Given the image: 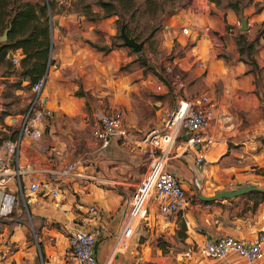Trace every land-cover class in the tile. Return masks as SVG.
Here are the masks:
<instances>
[{
    "label": "crops",
    "instance_id": "1",
    "mask_svg": "<svg viewBox=\"0 0 264 264\" xmlns=\"http://www.w3.org/2000/svg\"><path fill=\"white\" fill-rule=\"evenodd\" d=\"M256 4L260 6V9L256 8ZM62 11L61 7L52 10L50 16L52 33L50 57L55 61L48 67V80L43 92L47 97L46 105L52 109V116L46 119L52 122L56 121L62 111L71 114L77 111L78 107L75 102L78 105L84 104L82 97L73 95L69 91L68 88L71 85L69 80L76 76L78 70H85L86 60L90 68L98 67L97 53L84 41L85 38L95 40L96 33L88 27L87 22L79 28V23H75L72 15ZM203 12L199 11L191 16L188 35L181 32L183 39L186 36L187 40L190 37L192 41H189L187 45L183 44L182 50H176L174 53L179 67L185 74L189 93H208L216 104L214 120L209 130L214 141L204 150L202 162L196 163L194 156L199 146H196L195 150L185 151L182 141L178 140L167 161L166 168L182 182L186 193L192 189L196 192L195 194L202 191L207 195H212L217 191L233 190L245 186L264 189V33L254 53L260 70L253 71L249 63L237 59L238 53L234 46L233 36L238 29L239 17L237 18L235 12L231 9H216L211 14ZM242 12L246 18L247 36L251 39L257 29L264 26V0H253L242 8ZM82 22L85 21L82 20ZM75 26L77 31H75ZM106 27L110 28L108 22ZM198 28L203 29L202 35L196 31ZM61 29L64 30L61 31ZM182 42L185 43L184 40ZM219 49L231 55L228 61L223 56L216 55ZM20 52V49L11 50L7 58L11 60L13 56H16L21 59ZM197 60L202 61V67L196 65ZM8 70L4 62H0V87L4 85L3 82L14 80H21V87L26 85L27 78L22 79L17 71ZM153 76L151 80L155 84L160 81V76L159 78L156 75ZM256 77H261L262 81H256ZM111 80L108 84L112 86L110 90L114 93L112 104L116 109L123 111L127 128H137L138 131L146 133L149 129L156 127L152 125L155 121L153 117L144 119L142 123L143 118L138 106L124 89L125 79L117 77L114 80L112 77ZM80 81L79 78L75 79L78 84ZM148 82L151 83V81ZM129 87L134 89L137 95L146 99L151 107L156 106V112L168 109L163 93L154 92L152 85H148L146 90L142 91H139V88L133 84ZM21 92L22 89H16L17 95ZM153 93L155 97L152 96ZM168 93L172 95L174 108L177 98L172 92ZM54 105L56 108L53 109ZM4 111L6 110L3 106V113L0 116V142L11 138L6 136L7 129L9 127L11 129L12 126H16L17 129L21 116L20 113H4ZM43 126L45 134L44 121ZM42 137L36 140L24 139L18 152L19 164L24 172L21 175L24 196L27 197L33 215L43 221V231L35 244L43 246L45 260L42 264H63V252L66 248L68 249V236L76 229L96 233V264H145L151 256V250L154 249L149 243L154 227L156 229L168 227L174 231L177 214L162 215L158 212L155 203H152L148 221L136 224L124 245L121 247L117 245L123 232L129 200L145 171L136 172L134 165L129 162L139 153H143V148L140 146L141 140L137 139V135L130 134L128 138L133 141V144H121L126 147L124 160L127 163H115L120 176L104 179L92 170L90 172L78 170L79 176L64 179L62 195L57 200L49 195L31 193L26 188L30 181L52 178L55 168H51V158L59 160L61 157L58 148L49 149L45 143H42ZM134 142L137 144L135 145ZM114 149L118 152L120 148ZM74 163L77 165V162ZM145 166L147 167V164ZM101 181H107L109 185H103ZM8 183L11 186L10 191L15 192L16 181L8 178ZM256 192L264 191H250L242 195L244 208L241 211L243 214L234 217L233 220L228 219L230 225L224 234L245 241H250L258 232L264 234V200ZM90 205L100 210L98 215L87 211ZM194 218L198 219L197 214H194ZM49 222L57 223L60 229L47 228L46 224ZM216 222V220L210 221L209 224L214 225ZM134 223L132 221L129 225L132 227ZM186 223L189 230L186 242L215 239L222 235L216 234L209 238L206 231L202 235L190 233L191 223H194L185 219ZM46 233H53L52 235L56 236V246L48 244L47 241H50V238L48 239ZM16 239H19V236ZM159 255L157 252L155 258L159 259ZM193 258L194 256L191 258L185 256L184 259L188 261V264H213L204 263L203 259L197 262L192 260ZM1 263L5 264L0 261ZM217 264L226 263L219 261ZM254 264H264V259Z\"/></svg>",
    "mask_w": 264,
    "mask_h": 264
},
{
    "label": "rangeland",
    "instance_id": "2",
    "mask_svg": "<svg viewBox=\"0 0 264 264\" xmlns=\"http://www.w3.org/2000/svg\"><path fill=\"white\" fill-rule=\"evenodd\" d=\"M42 1L47 2V0H5V6L1 7V9L12 13L14 8L24 2L41 3ZM100 1H112L113 6L106 9L100 4ZM247 4L235 11L226 6V1L216 4L210 0H52V10L60 9L61 7L62 12L72 15L75 23H79V28L83 27L87 22L88 27H91L96 33L97 38L95 40L85 38L84 41L87 45L93 47L97 53L96 63L98 67L90 68L86 60L85 70H78L76 76L69 80L71 84L68 88L69 91L84 100L83 105H78L75 102L76 107H78L77 111L72 114L62 111L54 122L50 119L43 120L46 125V133L42 135L43 137L41 136V139H43L42 143H45L49 149L58 148L61 152L59 160L54 157L51 158V168H58L65 162H77V170L80 172L84 170L90 172L92 170L100 178L104 179L120 176L121 174L118 172L115 163H127L125 160L118 159L122 157V154L126 153V147L122 145L133 144V141L128 139L130 134L137 135V139L141 140L145 132H140L137 128L131 127L128 129L129 135L127 138H114L111 142L114 145L110 144L111 146L105 149L100 148L99 143L93 139L90 126L95 116L99 113L116 109L112 104V99L114 98L113 90H110L112 86L108 84L112 81L111 78L113 77L114 80L117 77L125 79L127 83L123 82L125 85L124 89L138 106L143 118L142 123H144V119L147 120L153 117L155 121L152 125L159 130L162 129V117L165 116L167 111L170 112L173 109L174 101L172 103V95L164 90L163 96L166 98L168 109L156 112L155 109L157 107H151L146 99L137 95L136 91L129 87L130 84L138 87L139 91L146 90L148 85H152L154 92H156L155 85L157 82L155 84L151 80L154 77L153 75L161 78L163 75V63L172 58L174 51L182 50L183 44L187 45L189 41H192L190 37L187 40L186 36L183 39L181 33L182 26H190L189 22L192 15L199 11L211 14L216 9H231L238 18L242 8ZM259 7L256 4V8L258 9ZM52 10L48 7L50 24ZM107 13H110V15H107ZM82 20L85 22L83 23ZM107 22L110 24V28L106 27ZM122 24L130 37H133L137 42H142V50L140 52H135L132 47L124 43L120 35ZM7 28L10 27L8 26ZM7 28L0 29V36ZM63 30L61 29V31ZM75 31H77L76 26ZM196 31L200 35L203 34V29L201 28ZM246 31L247 26L245 29H241L239 21L236 34L233 36L234 46L238 53L237 59L249 63L251 69L260 70L254 53L259 39L264 33V26H260L251 39H248ZM239 35L242 36L244 44H248L247 42L251 43V47H244L241 53L237 41ZM8 40L7 36L6 40L0 39V42H7ZM51 49L52 33L49 54ZM149 52L152 54L153 59L152 57L150 58ZM158 52H160L159 55ZM216 55L218 57L223 56L226 61L231 56L227 52L223 53L222 49H219ZM250 59L255 61L254 67H252L253 64ZM54 61L52 59V63ZM12 64L11 66L14 65ZM76 78L81 80L79 84L75 82ZM148 81H151V83ZM256 81L261 82V77H256ZM3 84L0 87V93L4 109L6 110L4 113L22 114L32 96L30 83L27 82L24 87L20 86L18 80L5 81ZM17 88L22 89V92L18 95L16 94ZM152 96L155 97L154 93ZM73 100L75 99L73 98ZM54 108H56V105L53 106ZM7 130L6 136H11L13 132H16V126H12L11 129L9 127ZM134 144L136 145L137 143L134 142ZM117 147L120 149L115 152L114 148ZM142 152L135 159L129 161L134 165L136 172L139 173L145 170L146 164L148 165L147 155L144 150ZM125 155L122 158H125ZM112 156L114 157L111 158ZM101 182L103 185H109L107 181ZM195 193L192 189L187 191L188 206L177 213L174 231L168 227H162L161 229L154 227L149 241L154 249L151 250V256L148 261H145V264H162V262L164 264H188L182 252L189 248L194 251L192 260L198 262L203 259L204 263H219L216 260L201 258L196 253L197 243L203 239L186 242L189 232L187 227L185 230L186 237L181 239L183 232L182 221L185 222V219H187L194 223H191L190 233L194 232L197 235H202L206 231L209 238L216 234L226 235L224 233H226V229L230 225L228 219L233 220L234 217L242 216L243 214L241 211L244 208L243 194L206 203L199 199ZM198 193L207 195L202 191ZM98 211L100 212V210ZM194 214H197V220H195ZM214 220L218 224L210 225L209 222H214ZM42 225L43 221L33 215L27 202V197L17 192V200L11 211L7 215L0 217V261L5 264H42V261L45 260L43 246L35 245L43 231ZM46 226L47 228L55 227L60 229V226L54 222H49ZM46 234L48 239L50 238V241H47L48 244L56 246V236L52 235L53 233ZM17 236H19V239H16ZM157 252L160 254L159 259L155 258ZM63 255V264H78V261L68 252L67 248ZM29 260H31V263H29Z\"/></svg>",
    "mask_w": 264,
    "mask_h": 264
},
{
    "label": "built area",
    "instance_id": "3",
    "mask_svg": "<svg viewBox=\"0 0 264 264\" xmlns=\"http://www.w3.org/2000/svg\"><path fill=\"white\" fill-rule=\"evenodd\" d=\"M189 26L181 27V32L188 35ZM160 52H158V55ZM150 58L152 54L149 52ZM175 53L169 61L163 63V75L155 85L159 93L172 92L177 103L162 117V129H149L141 137L140 146L147 155L148 165L131 195L126 212L121 239L117 244L123 246L132 228L140 222L148 221L152 203L162 215L177 214L188 206V196L182 182L170 171L166 164L175 143L182 141L184 150H195L196 163L204 159V150L214 139L210 127L214 120L216 104L208 93L190 94L185 74L179 67ZM153 59V57H152ZM19 58L13 56L11 62L18 65ZM196 65L203 66L197 60ZM49 67V66H48ZM48 80L47 70L30 85L32 96L20 116L16 135L0 142V217L7 215L17 200V192L24 195L21 175L23 169L19 164V149L24 139L36 140L44 134L43 120L52 116V109L46 105L47 97L43 93ZM3 113V100L0 93V116ZM90 131L100 148H108L114 138H127L128 128L121 109L99 113L93 119ZM202 148V149H200ZM53 177L40 181H30L26 187L31 193L45 194L53 199L62 195L64 179L77 177L79 172L74 162H65L53 171ZM8 178L16 181L14 191L9 186ZM89 213L98 215V208L90 205ZM134 220L131 225L129 221ZM130 224V225H129ZM187 227L188 224L186 223ZM96 233L76 229L68 236V249L78 264H96ZM196 253L207 259L224 261L226 264H254L264 259V234L256 233L245 241L232 235H223L215 239H204L197 243ZM184 256L191 258L194 251L189 248ZM3 264V263H1Z\"/></svg>",
    "mask_w": 264,
    "mask_h": 264
},
{
    "label": "trees",
    "instance_id": "4",
    "mask_svg": "<svg viewBox=\"0 0 264 264\" xmlns=\"http://www.w3.org/2000/svg\"><path fill=\"white\" fill-rule=\"evenodd\" d=\"M216 4H221L226 1V6L238 11L241 6L253 0H210ZM100 4L106 9L113 6L112 1H100ZM5 6V0H0V29L9 28L7 42H0V62H4L8 71H17L22 79L27 78L31 83L40 77L52 64V59L49 54V46L51 43V24L48 20V7L52 10V0L41 3L24 2L20 6L14 8L12 13L1 9ZM260 9V7L258 8ZM8 15V16H7ZM110 15V13H107ZM7 16V17H6ZM242 36L239 35L238 48L241 53L244 47H251V43L244 44ZM242 43V45H241ZM20 49L21 59L18 65H13L11 60L7 58L9 51ZM250 62L255 66V61L250 59ZM13 66H11V64ZM17 67H19L17 69ZM11 69V70H10ZM257 70L256 68L252 69ZM21 80L18 81L20 84ZM16 132L10 136L15 137ZM124 154H122V157ZM119 158L124 160L125 158ZM258 196L264 200V192H256ZM211 203V202H206ZM182 237H186V224L182 221Z\"/></svg>",
    "mask_w": 264,
    "mask_h": 264
},
{
    "label": "water",
    "instance_id": "5",
    "mask_svg": "<svg viewBox=\"0 0 264 264\" xmlns=\"http://www.w3.org/2000/svg\"><path fill=\"white\" fill-rule=\"evenodd\" d=\"M240 21V27L241 29L246 28V18L243 16L242 12L240 13L239 17ZM8 31L9 28L5 29L3 34L0 36L1 40H6L8 36ZM120 35L123 38V41L126 45L130 46L133 48L135 52H140L142 50V42H137L133 37H130L125 29V26L122 24L120 28ZM250 191H264L263 188H258L256 186H245V187H239L233 190H221L217 191L212 195H203L201 193L197 194V197L201 199L202 201L209 202L213 200H218V199H227V198H232L235 196H239L242 194H245Z\"/></svg>",
    "mask_w": 264,
    "mask_h": 264
},
{
    "label": "bare ground",
    "instance_id": "6",
    "mask_svg": "<svg viewBox=\"0 0 264 264\" xmlns=\"http://www.w3.org/2000/svg\"><path fill=\"white\" fill-rule=\"evenodd\" d=\"M134 221V220H131V222Z\"/></svg>",
    "mask_w": 264,
    "mask_h": 264
}]
</instances>
